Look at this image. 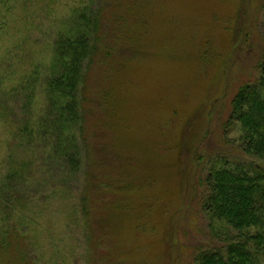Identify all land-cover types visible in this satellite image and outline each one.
Here are the masks:
<instances>
[{"label":"rangeland","instance_id":"374dc122","mask_svg":"<svg viewBox=\"0 0 264 264\" xmlns=\"http://www.w3.org/2000/svg\"><path fill=\"white\" fill-rule=\"evenodd\" d=\"M91 9L102 45L82 88L72 174L30 140L14 143V130L43 110L57 32ZM257 44L264 0H0V192L9 157L28 169L14 215L0 208V236L11 233L0 264H23L17 234L32 264H195L222 248L234 232L205 213L206 177L264 180V161L242 155L229 120L233 96L256 79ZM86 214L104 227L101 250Z\"/></svg>","mask_w":264,"mask_h":264},{"label":"trees","instance_id":"16d2710c","mask_svg":"<svg viewBox=\"0 0 264 264\" xmlns=\"http://www.w3.org/2000/svg\"><path fill=\"white\" fill-rule=\"evenodd\" d=\"M86 12L78 15L72 13L64 28L55 36L53 58L43 84V110L38 120L31 127L28 123L30 120L25 125L20 121L19 127L14 130V143L19 137L30 140V143L46 150L50 160L62 161L72 174L79 168L78 154L83 135L82 88L87 80V72H90L89 65L97 59L102 45L99 35L101 10ZM257 47L262 49V53L256 64V79L241 86L233 96L229 120L240 126L242 155L264 161V46L257 44ZM33 78L28 86L31 92L36 83ZM11 159L9 157L6 162L0 208L6 215L13 216L20 201L17 188L28 176V169L24 165L14 164ZM204 183L205 213L212 220L230 228L234 235L225 241L222 248L197 254L195 264H257L264 247L263 178L246 172L220 169L211 172ZM86 216L88 227L93 225L88 228L87 240L94 244L95 251L101 250L102 245L106 247V235L101 231L104 227L96 223L94 226V218L89 214ZM9 236L10 231L5 229L0 236L3 239L0 249H8L5 241ZM14 241L20 261L32 264L30 250L28 246H22L19 234Z\"/></svg>","mask_w":264,"mask_h":264}]
</instances>
